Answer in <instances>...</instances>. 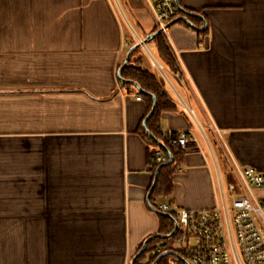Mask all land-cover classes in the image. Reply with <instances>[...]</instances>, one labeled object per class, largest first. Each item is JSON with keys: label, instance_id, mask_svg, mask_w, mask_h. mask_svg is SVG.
<instances>
[{"label": "crops", "instance_id": "obj_1", "mask_svg": "<svg viewBox=\"0 0 264 264\" xmlns=\"http://www.w3.org/2000/svg\"><path fill=\"white\" fill-rule=\"evenodd\" d=\"M124 1L159 54L166 40L150 7ZM179 2L166 42L176 69H168L214 138L210 124L220 129L225 171L228 149L264 172V0ZM141 56L110 0H0V264H132L155 235L171 237H159L154 264L185 259L172 242L183 228L159 206L215 207L214 171L202 144L152 202L156 174L174 156L159 145L169 161L150 155L141 126L152 96L120 80H132L129 65ZM142 65L155 73L147 58ZM173 104L161 131L198 134ZM162 217L172 233L162 232Z\"/></svg>", "mask_w": 264, "mask_h": 264}, {"label": "built area", "instance_id": "obj_2", "mask_svg": "<svg viewBox=\"0 0 264 264\" xmlns=\"http://www.w3.org/2000/svg\"><path fill=\"white\" fill-rule=\"evenodd\" d=\"M145 1L152 11L156 28L167 42L170 23L180 13L176 0ZM110 2L135 44L149 60L163 92L190 118L197 130L198 134L167 132L169 145L174 150L189 152L202 149L203 144L212 162L217 195L215 207L190 210L165 203L159 206L161 212L175 214L183 228L182 234L173 241L181 246L189 264H264V196L258 194L264 190V172L238 163L228 149L231 169L229 173L225 171L220 157L224 144L217 147L218 141L222 142L220 129L210 124L216 135L214 138L183 92L180 77L168 69L149 40L136 28L125 1ZM137 99L141 100L142 96L138 95ZM154 157L157 164L169 161L160 149H156ZM170 264L182 262L173 260Z\"/></svg>", "mask_w": 264, "mask_h": 264}, {"label": "trees", "instance_id": "obj_3", "mask_svg": "<svg viewBox=\"0 0 264 264\" xmlns=\"http://www.w3.org/2000/svg\"><path fill=\"white\" fill-rule=\"evenodd\" d=\"M158 50H159V54H160V56H159V54H158V56L164 62V64L169 69L175 70L176 69L175 68V61H174V58L172 56L171 50L162 38L159 39ZM145 60H146V57L141 56V57H138L134 61L133 64L131 63L129 65V68L133 72L131 74L130 78L132 80L138 82L142 86V88L146 89L147 91L154 93L157 96V98H158L157 108H156L155 114L148 121V128L158 139H160L162 142H164L170 148V150L172 151L173 156H174L172 163L165 165L161 168L156 188L153 191V194L151 196V199L153 202V201H155L156 197L161 196V195H167L170 193V190H171L172 185H173V176L177 172V169L179 167V162L183 158V156L186 152L183 151L182 149H178V150L172 149L168 143L167 137L161 131L159 125L157 124L158 119L164 110H173L176 107L172 103V101L167 97V95L163 92V90L161 88V84H160L159 79L157 78L156 74L153 73L149 68H145L142 65L145 62ZM146 97L148 98V100L150 102V107L148 110V113H149V112H151V109L153 106V98L149 97V96H146ZM144 120H145V118H144ZM144 120L142 121L141 128L143 130L144 137L148 141L150 155L154 156L156 149H159L160 147L147 134L145 128L143 127ZM160 149L163 150L162 148H160ZM164 154L169 158V156L166 152H164ZM157 169H158V167L156 168V170ZM162 220H163V223L166 224V226H164V228H162V232H164L166 234L172 233L174 230V223L172 222V220L168 217H162ZM159 241H163V239L157 238V239H154L153 241H151L149 243V245H148L147 249L144 251V253L139 256V258L137 260V264L139 261H143L146 257H148V262L146 264H154L158 260V258L161 254L160 255H153V254H151V252L156 247L155 244ZM171 257H172L171 255L163 257L159 261L158 264H161L164 260H167L168 258H171ZM176 260H180V259L176 258ZM182 264H185V263L182 262Z\"/></svg>", "mask_w": 264, "mask_h": 264}, {"label": "water", "instance_id": "obj_4", "mask_svg": "<svg viewBox=\"0 0 264 264\" xmlns=\"http://www.w3.org/2000/svg\"><path fill=\"white\" fill-rule=\"evenodd\" d=\"M176 3H177V6L179 7V9L181 10H184L181 6H180V2L179 0H176ZM192 25V24H191ZM193 27H195L194 25H192ZM196 28V27H195ZM160 33V32H159ZM128 63V61H126L125 65ZM124 65V67H125ZM122 71V69L120 70V72ZM120 80L123 84H127V83H131V84H134L141 92H143L144 94H148L150 96L153 97L154 99V104H153V107H152V110L151 112L148 114V116L146 117V119L144 120V127L146 129V131L148 132L149 136L153 139L154 142H156L160 147L164 148L168 154L170 155V157H172V154L171 152L169 151L168 149V146L162 142L161 140H159L148 128V121L150 120V118L155 114V111H156V108H157V104H158V100L156 98V96L152 93H148L147 91H145L137 82L133 81V80H125L122 78L121 76V73H120ZM173 160H171L172 162ZM170 162V163H171ZM159 173H160V169L158 170L157 174H156V178H155V181H154V185H153V188L151 190V192L153 191L154 187L156 186V183H157V180H158V176H159ZM160 214L164 215V216H169L173 222L176 224V227L179 225L178 223V220L176 218H174L173 216H171L170 214L168 213H164V212H161ZM174 235V234H173ZM169 238L171 237L170 235L169 236H163V235H155V236H151L150 238H148L145 242H144V245L142 247V249L138 252L137 256H135V258L133 259V262L132 264H135L136 260L138 259V257L144 253V251L147 249L149 243L156 239V238ZM182 261L185 263V264H189V262L186 260V259H183L182 258Z\"/></svg>", "mask_w": 264, "mask_h": 264}, {"label": "rangeland", "instance_id": "obj_5", "mask_svg": "<svg viewBox=\"0 0 264 264\" xmlns=\"http://www.w3.org/2000/svg\"><path fill=\"white\" fill-rule=\"evenodd\" d=\"M258 194H259V193H258ZM259 195H260V194H259ZM172 242H173V244L175 243L173 240H172ZM176 245H177V244H176ZM177 246H178V245H177ZM177 246H176V247H177Z\"/></svg>", "mask_w": 264, "mask_h": 264}]
</instances>
